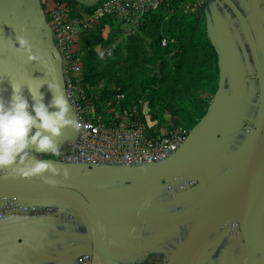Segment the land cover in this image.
Returning a JSON list of instances; mask_svg holds the SVG:
<instances>
[{
    "label": "crops",
    "instance_id": "0c3cea01",
    "mask_svg": "<svg viewBox=\"0 0 264 264\" xmlns=\"http://www.w3.org/2000/svg\"><path fill=\"white\" fill-rule=\"evenodd\" d=\"M233 1L252 29L264 75V0ZM52 4L0 0V89H6L0 95L5 99L11 94L9 76H45L39 62L16 51L18 35L29 39L34 54L51 58L56 82L65 93L66 62L52 28ZM202 4L220 54L219 88L184 146L168 160L146 167L82 168L63 160L76 140L75 130L65 127L57 138L62 150L57 166L68 169L66 179L52 177L57 183L49 184L39 176L4 178L6 172L0 171V198L17 196L37 208L0 219V264H264V132L246 222L248 239L258 248L244 237L241 225L244 184L261 114L251 44L223 0ZM73 11L88 14L82 5ZM40 91L48 104L52 93L47 84ZM24 94L31 104L27 87ZM33 155L52 159L50 154ZM180 180L195 184L176 193L166 189L167 183ZM87 255L90 260L81 262Z\"/></svg>",
    "mask_w": 264,
    "mask_h": 264
},
{
    "label": "trees",
    "instance_id": "16d2710c",
    "mask_svg": "<svg viewBox=\"0 0 264 264\" xmlns=\"http://www.w3.org/2000/svg\"><path fill=\"white\" fill-rule=\"evenodd\" d=\"M66 1L80 6L78 0ZM98 5L83 8L92 13ZM80 53L81 84L97 115L109 121L110 110L118 107L141 118L153 136L176 127L193 130L219 88L220 54L200 0L162 2L132 34L116 13L105 14L82 37Z\"/></svg>",
    "mask_w": 264,
    "mask_h": 264
},
{
    "label": "built area",
    "instance_id": "2783aa9c",
    "mask_svg": "<svg viewBox=\"0 0 264 264\" xmlns=\"http://www.w3.org/2000/svg\"><path fill=\"white\" fill-rule=\"evenodd\" d=\"M50 9L52 28L57 44L64 55L65 94L70 109L78 122L79 130L72 149L63 160L77 167L119 166L141 168L162 163L174 156L185 144L190 134L183 127L174 128L168 135L153 136L139 117L132 118L125 112V118L117 120L110 116L109 121L97 115L95 105L88 100L83 88V64L80 50H77L82 37L108 13H116L126 21L129 34L139 30L147 12L157 8L162 2L170 0H104L92 13L76 14L66 0H51ZM203 0H200L202 3ZM167 44L166 40L163 45ZM119 95L118 99H123ZM115 109L110 111L114 112ZM195 181L180 180L177 184L167 183L171 193L186 190ZM50 211V209H46ZM37 208L23 203L17 196L3 195L0 198V219L5 220L13 213L36 212ZM90 260L84 256L81 262Z\"/></svg>",
    "mask_w": 264,
    "mask_h": 264
},
{
    "label": "clouds",
    "instance_id": "9594fccd",
    "mask_svg": "<svg viewBox=\"0 0 264 264\" xmlns=\"http://www.w3.org/2000/svg\"><path fill=\"white\" fill-rule=\"evenodd\" d=\"M16 41L19 44L16 51L26 53L29 61L39 62L46 71L43 79H33L31 75L9 76L10 97L5 99L0 95V171L6 172L4 178L39 176L45 183L55 184L57 181L52 177L62 175L66 179L69 175L67 168L57 166L62 154L57 138L65 127L79 130L80 123L70 114L69 100L56 82L51 58L43 53L34 54L31 42L24 35L16 36ZM47 76H51V80H46ZM45 84L52 93L48 104L40 91ZM25 87L30 93L31 104L24 94ZM3 91L6 89H0V93ZM33 152L50 154L52 159H37Z\"/></svg>",
    "mask_w": 264,
    "mask_h": 264
},
{
    "label": "water",
    "instance_id": "95a60500",
    "mask_svg": "<svg viewBox=\"0 0 264 264\" xmlns=\"http://www.w3.org/2000/svg\"><path fill=\"white\" fill-rule=\"evenodd\" d=\"M78 1L80 5L86 6V7H95L97 4V0H78ZM223 2L229 7V9L233 12L235 17L239 20L240 24L244 28L250 40L253 60H254L256 70H257V75H258V79H259L260 87H261V114H260V119H259L257 131H256V135H255L252 148H251V152H250L248 169H247V174H246V179H245V184H244V194H243V201H242V218H241L242 232H243L244 237L247 239L248 242L251 243V245L258 248L248 239V236L246 233V222H247V214H248L249 193H250V188H251V184L253 181V175H254V170H255V165H256V158L258 155L260 145L262 143L263 132H264V75H263L260 59L258 56L256 40H255L254 34L252 32V29L246 17L241 12V10L237 7V5L234 3L233 0H223Z\"/></svg>",
    "mask_w": 264,
    "mask_h": 264
},
{
    "label": "rangeland",
    "instance_id": "374dc122",
    "mask_svg": "<svg viewBox=\"0 0 264 264\" xmlns=\"http://www.w3.org/2000/svg\"><path fill=\"white\" fill-rule=\"evenodd\" d=\"M103 0H101L100 2H98L99 4L102 2ZM115 110H116V114H118V116H115V112H113V116H114V118L115 119H117L118 121L119 120H122V119H124L126 116H125V114H123V112H122V110L120 109V108H118V107H116L115 108ZM121 112V113H120ZM144 112H145V114L147 115L148 114V110L147 109H144ZM149 123H151V122H149Z\"/></svg>",
    "mask_w": 264,
    "mask_h": 264
},
{
    "label": "flooded vegetation",
    "instance_id": "af4514ba",
    "mask_svg": "<svg viewBox=\"0 0 264 264\" xmlns=\"http://www.w3.org/2000/svg\"><path fill=\"white\" fill-rule=\"evenodd\" d=\"M98 1V0H97Z\"/></svg>",
    "mask_w": 264,
    "mask_h": 264
}]
</instances>
